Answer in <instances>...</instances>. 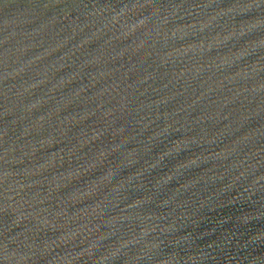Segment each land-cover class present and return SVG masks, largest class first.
I'll list each match as a JSON object with an SVG mask.
<instances>
[{
  "label": "water",
  "instance_id": "95a60500",
  "mask_svg": "<svg viewBox=\"0 0 264 264\" xmlns=\"http://www.w3.org/2000/svg\"><path fill=\"white\" fill-rule=\"evenodd\" d=\"M0 264H264V0H0Z\"/></svg>",
  "mask_w": 264,
  "mask_h": 264
}]
</instances>
